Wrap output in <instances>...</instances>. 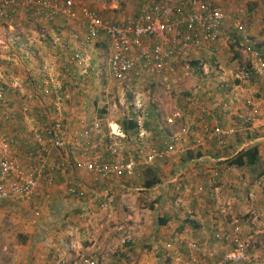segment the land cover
Masks as SVG:
<instances>
[{
    "label": "crops",
    "instance_id": "0c3cea01",
    "mask_svg": "<svg viewBox=\"0 0 264 264\" xmlns=\"http://www.w3.org/2000/svg\"><path fill=\"white\" fill-rule=\"evenodd\" d=\"M99 1L75 0L77 16L73 19L61 15L48 22L41 17L34 20L23 14L14 23L6 24L7 32H12L11 38L16 39L15 43H10L12 51L8 56L14 61L11 63L14 69L0 78V89L5 97L2 104L7 106V111L3 109L0 112V137L15 140L9 153L15 163L31 164L24 163L22 153L25 146L34 140V135L41 132L42 112L52 111L49 107L56 93L63 98L62 116L70 131L82 133L97 121L103 131L108 127H120L130 141L126 143L129 148L135 145L133 143L139 133L144 134L146 146H163L172 140L174 130L191 125L193 132L176 141L177 154L174 157L156 160L146 169L139 165L131 177L109 180L116 181L115 184L87 187L92 194L105 190L112 199L119 200L121 198L116 197L117 194L128 198L129 193L141 196L146 193L147 205L136 203L135 199L130 201V216L140 218L138 230L147 231L146 242L153 248L155 246L157 251L165 249L173 259L179 256L183 263L193 253L200 264H213L223 251L214 239L217 231L227 233L232 225L239 224L250 227V234H253L255 221L262 219L259 213L264 216V172L260 174L264 170V70L247 81L236 75L238 67L249 64L251 60L246 37L264 56V0H250L246 9L251 15L248 23L246 20L243 23L238 21L234 29L223 24L217 53L211 54L205 47H200L181 58H171L159 73H132L122 80H115L110 74L111 44L104 34L99 33L91 43L84 41L87 22L79 10L86 7L105 20L121 22L128 14H138L141 0L135 7L129 2ZM232 29L239 37L227 41ZM103 50L106 51L105 56ZM76 54L78 58H74ZM109 80L127 87L149 83L148 89H134L133 106L130 108L134 115L121 119V122L115 120L121 113L115 110L114 116L113 108L99 109L94 102L96 89L93 87L96 84L102 86ZM158 83L170 88L166 91L170 94L174 89L185 88L187 91L173 98L170 94L161 93ZM150 86L157 89H150ZM162 95L166 96L161 99ZM6 113L10 115L9 119H4ZM126 120L135 121V130L122 128ZM212 126L234 129L225 135L224 147L220 146L219 138L204 129ZM254 146L259 154L255 165H227L229 158ZM67 152L53 150L48 159L51 162L61 156L79 157ZM70 167V182L85 192L86 199L88 194L80 176L89 177V172L75 164ZM146 182L153 183L147 186ZM42 197L40 193L35 200L38 198L39 203ZM4 202L6 205L0 204V211L15 213L19 218L21 215L22 221L28 224L36 223L35 219L30 220L36 208L34 201L31 204L20 203L24 210L12 206L14 204L9 203L12 201ZM97 202L106 204L103 200L97 199ZM90 205L87 207L91 208ZM160 219L165 220L164 224L159 223ZM35 228V234L27 244L15 242L12 253L8 252L6 259L12 264H50L46 251L38 246L32 247L39 236V229ZM33 229L32 226L25 232H33ZM260 229L264 232V227Z\"/></svg>",
    "mask_w": 264,
    "mask_h": 264
},
{
    "label": "built area",
    "instance_id": "2783aa9c",
    "mask_svg": "<svg viewBox=\"0 0 264 264\" xmlns=\"http://www.w3.org/2000/svg\"><path fill=\"white\" fill-rule=\"evenodd\" d=\"M74 0H0V23L12 24L23 14L31 19L44 18L53 22L63 15L67 19L77 16ZM86 19L84 41L91 43L99 33L111 44L109 71L115 80H122L132 73L161 72L165 64L174 57L181 58L187 52L205 47L209 53L218 50L223 13L211 0H141V7L135 16H127L121 22H111L101 18L95 11L86 7L79 10ZM245 41L250 50L249 64L241 65L236 71L241 80H250L261 73L264 63L262 51L252 46L248 37ZM79 55H74L78 58ZM3 90L0 89V100ZM42 112L44 117L41 132L24 148V154L31 164L18 165L10 157L13 138L0 137V199L29 200L35 196L43 176L59 172L66 175L70 165L91 173L98 180L122 178L132 174L144 163L166 160L177 154L176 141L193 132L191 125H184L172 133V140L163 146H146L144 134L139 133L133 147L128 148L126 133L120 127L102 130L99 121L82 133L72 132L63 119V98L56 93L52 105ZM9 114L4 119H9ZM214 137L219 138L221 147L225 146V135L234 132L219 126L205 127ZM18 140V139H17ZM53 150L67 151L79 155L58 157L49 161ZM66 192L75 198H84L85 192L70 180ZM38 215V211H35ZM255 214V212H254ZM261 225L264 227V216ZM214 238L226 244L222 255L213 264H264V253L252 249L250 237L243 233L239 224L232 225L227 233L217 231ZM62 264H65L62 262ZM71 264H101L97 253L77 255Z\"/></svg>",
    "mask_w": 264,
    "mask_h": 264
},
{
    "label": "rangeland",
    "instance_id": "374dc122",
    "mask_svg": "<svg viewBox=\"0 0 264 264\" xmlns=\"http://www.w3.org/2000/svg\"><path fill=\"white\" fill-rule=\"evenodd\" d=\"M116 1L121 4L129 2L133 7L137 5V1L140 2V0ZM194 1L199 2L201 0ZM211 1L215 2L222 11L223 24L226 23L229 27L234 29L235 27L237 28L236 24L238 21L241 23H243V21L245 22V20L247 23L249 22L251 15L247 14L246 9L251 3L250 0ZM94 2L99 3L101 1L94 0ZM127 16L135 15L128 14L125 17ZM6 28V23H0V78L6 77L11 73V69H14L11 64L14 61L12 57L8 58V56L12 51L10 43H15L16 38H11L10 33L12 32L8 33ZM233 29L232 32H229L227 35V41L238 39L239 36ZM243 39L244 36L242 37V41H244ZM251 40L256 43L255 39L252 37ZM12 45L15 46V44ZM102 54H106V51L103 50ZM261 69L264 70V66H262ZM107 82L108 83L102 85L103 87L99 84H96L95 87H93L96 89V92H93L96 93L94 99L95 105H97L99 109L102 107L105 110L107 108L109 109V107L113 108L114 116L116 115L115 110L117 113H121L122 115L118 119L113 118L117 122H121V119L132 117L134 113L130 108L133 106L135 95L133 91L134 89H148L149 83L145 82L140 87L132 85L128 87L121 85V87L118 83H113L110 80ZM157 88L161 93L165 92L170 94L169 92H166L170 90V88L163 84L158 83ZM157 88L155 86H150V89ZM173 91L174 92L170 95L175 98V95L186 92L187 90L181 88L179 90L174 89ZM165 96L166 95H162L161 99ZM4 99L5 97L3 96L0 100V112L3 109L7 111L6 104H2ZM146 101H149L148 97H146ZM126 149H129V146ZM21 157L24 159L25 164L32 162L27 158L24 152ZM151 164L141 161L140 166L146 169ZM88 174L90 175L89 177L86 175L80 176V179L82 180L80 182L84 184L86 194H88L86 199L85 197L83 199H76L66 192L67 182L71 179V173L69 171L66 175L54 172L50 175L53 179L51 183H48L47 181L49 176L45 175L42 177L36 190V192L39 190L40 193L43 194L42 199H39V203L37 202L38 198L37 200H35V198L38 197V194L40 193L35 194V196L31 197L29 200L0 199V204L3 205H6L4 201H12L9 203H13L14 205L12 206L15 208L17 207L18 210L23 209L20 203L24 202L26 204H31L34 201L35 204H33V206H36V208L33 209V213L30 211V214L32 213L30 220L35 219L36 221V223L34 222L32 224L23 222L21 215H19V218L17 216L15 217V213H4L3 210L0 211V264H12L6 259L10 254L8 252L12 253L15 242H19V244H27L29 241L28 239L30 238L31 240L35 234V227H38L39 229V236L37 238L38 242L36 241L33 246H30H38L46 251L44 253L48 255L47 258L49 259L50 264H62V262L65 264H71L77 255L87 253H97L101 264H200L198 257L193 253L191 255L189 254L183 263V259L181 260L179 256H176L174 257L175 259H173L164 248V250L159 248L157 251L155 246L153 248L151 243L146 242L147 231L139 232L138 230L140 218L138 217L137 219L139 220H137L130 216V201L135 199L134 201L136 203L147 205L149 200L146 193H144L143 196L140 194L132 195L129 193L127 195L128 198L120 197L119 194L116 195V197L126 199L125 202L118 198L112 199L109 192H106L105 190L101 193L99 190L92 194L90 187H87V185L96 187L95 184H101L106 187L109 184H115L116 181L98 180L90 173ZM131 175H133V173L127 176L131 177ZM97 199L105 201L106 204L104 205L103 202H97ZM101 203L103 204L101 205ZM88 204H91V208L87 207ZM35 211H38L39 214L35 215ZM255 223L254 226L256 227V230L253 234H250V227L245 228V226H240L243 229V233L252 240V249L256 251L258 255V253H264V232L260 229L263 228L261 222L256 220ZM32 226L34 228L33 232H25L26 229H32ZM38 239H40V241ZM215 241L219 245L218 247L222 246L223 251L228 248L226 244L220 243L216 239ZM50 250L52 252H50Z\"/></svg>",
    "mask_w": 264,
    "mask_h": 264
},
{
    "label": "trees",
    "instance_id": "16d2710c",
    "mask_svg": "<svg viewBox=\"0 0 264 264\" xmlns=\"http://www.w3.org/2000/svg\"><path fill=\"white\" fill-rule=\"evenodd\" d=\"M122 128L125 131H132L136 128V123L134 120L124 121ZM167 160V159H166ZM259 161L258 149L256 146L248 148L246 150L240 151L235 154L233 157L229 158L227 161L228 166H244L249 165L253 166ZM264 170L260 174H263ZM154 181V180H153ZM153 182H146V185L149 186ZM165 220L160 219L159 223L164 224Z\"/></svg>",
    "mask_w": 264,
    "mask_h": 264
}]
</instances>
